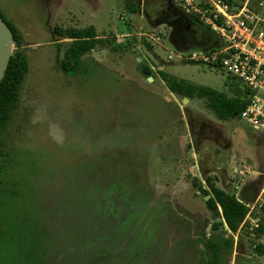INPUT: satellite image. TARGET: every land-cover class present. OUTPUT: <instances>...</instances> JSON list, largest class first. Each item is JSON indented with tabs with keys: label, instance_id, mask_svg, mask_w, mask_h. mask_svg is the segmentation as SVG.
<instances>
[{
	"label": "rangeland",
	"instance_id": "rangeland-1",
	"mask_svg": "<svg viewBox=\"0 0 264 264\" xmlns=\"http://www.w3.org/2000/svg\"><path fill=\"white\" fill-rule=\"evenodd\" d=\"M145 2L133 13L127 0H0L2 18L23 33L29 67L0 134V259L16 242L25 248L29 234L45 264H190L179 254L193 235L229 233L206 204L211 156L234 182L236 167L259 169L264 148L240 115L222 125L207 99L183 104L159 71L229 97L247 88L181 61L173 28L147 18ZM55 26H92L105 42L83 56L77 75L59 69L71 41ZM248 223L228 264H264L254 249L264 235H251Z\"/></svg>",
	"mask_w": 264,
	"mask_h": 264
},
{
	"label": "trees",
	"instance_id": "trees-1",
	"mask_svg": "<svg viewBox=\"0 0 264 264\" xmlns=\"http://www.w3.org/2000/svg\"><path fill=\"white\" fill-rule=\"evenodd\" d=\"M127 1L131 12L136 13L139 11L140 7L136 3L132 0ZM145 1L143 11L147 18L152 19V16H158L156 21L168 23L172 28L176 27V30L182 33L183 38L180 37L182 41L177 42L181 49L208 50L218 46V36L199 17L187 14L171 0H157L155 3L153 0ZM162 11H168L169 18L162 14ZM6 24L11 29L13 44L16 49L13 51L4 78L0 83V134L11 119L21 86L29 72L28 59L22 49L24 45L23 35L14 24L8 22ZM53 32L58 37L67 38L71 41L64 48L63 55L59 61V69L66 75H77L81 70L83 56L91 52L98 44L105 43L102 39H99L97 31L92 26L86 28L55 26ZM58 46L61 48L60 44ZM84 71L86 70L84 69ZM141 71L147 78L152 77L154 73L153 69L147 65H144ZM159 76L166 83L171 93L181 95L183 99H191L193 97L207 99L208 107L221 120L236 118L248 103V89L245 90L243 97H240V95L229 97L227 94L217 92L209 87H201L179 80L165 71H159ZM2 155H4V147L3 139L0 136V165ZM206 185L209 191H206L205 197H210L206 200L207 207L214 215H219L220 211L229 233L225 231L214 238L204 241V246L208 252V260L205 264H228V257L233 254L237 243L234 235L238 234V232L242 233V231L249 233L246 230L249 225L248 222L253 227L252 222L247 219L249 207L239 201L234 194L219 188L214 177H207ZM262 208L264 214V207ZM252 230L255 233L250 234L256 237L264 234V216L260 219L259 227ZM38 241L37 237L30 238L29 234H27L25 248L19 245V242H16L13 252L9 256L6 255L7 257L0 259V264H45V253L39 252L35 246ZM254 249L259 255H264V245L262 243H258Z\"/></svg>",
	"mask_w": 264,
	"mask_h": 264
},
{
	"label": "built area",
	"instance_id": "built-area-1",
	"mask_svg": "<svg viewBox=\"0 0 264 264\" xmlns=\"http://www.w3.org/2000/svg\"><path fill=\"white\" fill-rule=\"evenodd\" d=\"M187 14H192L209 26L218 36L219 44L208 50L184 49L183 62L206 64L223 75L236 78L249 91L248 103L240 116L256 130L264 131V0H171ZM157 41L156 39H154ZM169 62L174 61L169 56ZM237 179L257 177L260 173L248 167L236 168ZM249 207L247 219L253 227L259 220L251 217L255 208L264 207V186Z\"/></svg>",
	"mask_w": 264,
	"mask_h": 264
},
{
	"label": "crops",
	"instance_id": "crops-1",
	"mask_svg": "<svg viewBox=\"0 0 264 264\" xmlns=\"http://www.w3.org/2000/svg\"><path fill=\"white\" fill-rule=\"evenodd\" d=\"M182 102H183V99H182ZM220 121H221L220 124H222V125L226 124V123H223V121L225 122L226 120H223V121L220 120ZM216 124H219V122H216ZM249 130L251 132L250 136L253 138L252 140L256 144V146H258V148H260V147L264 148V131L256 130L253 127H252V129H249ZM209 158H210V154H209ZM258 163H259L260 166H259V169L256 170V171H258L260 173V175L257 176V177L249 176L247 181L244 180V182H242L240 184L237 182V179L234 180V182H233L232 181L233 179L230 177V175H228L227 171H225V169L219 168L216 165V156H211V164L214 165V167H211V172L214 175V178L216 179V185L219 188H221V189H223L224 191L227 192V190H229L230 186H231L232 191H233L232 194H234L239 201H241L243 203H251L252 204V203H254L256 201V199L259 196V193H260L262 187L264 186V157H263V159L261 158V161L259 159ZM236 168L234 169V171L236 170ZM222 173L228 175V178H227L228 180L226 182H224V183H222V182L217 180L219 177H222ZM262 209L263 208H258L257 207V208H255L252 211V214H254V217H252V216L251 217L253 219H255V220H259V223H260L261 217L264 216V214L262 212ZM236 244L238 246V243H236ZM255 254H258V253L255 252Z\"/></svg>",
	"mask_w": 264,
	"mask_h": 264
},
{
	"label": "flooded vegetation",
	"instance_id": "flooded-vegetation-1",
	"mask_svg": "<svg viewBox=\"0 0 264 264\" xmlns=\"http://www.w3.org/2000/svg\"><path fill=\"white\" fill-rule=\"evenodd\" d=\"M162 14H165L166 17L169 18L168 11H162ZM172 36H173V41H175L176 44H177V42L179 43V42L182 41V39H181V38H183L182 37V33H180L179 31H177L176 30V27L173 28ZM181 50H184V49H181ZM212 127H213V125H212ZM50 233H53L52 234L53 238L57 234L54 231H50ZM57 236H58V234H57ZM24 237H25V232L22 234L21 240H23ZM192 239L195 240V241H192L191 244L187 247V249L183 250L179 254L180 255L179 258H181V256H187L188 258H191L189 260V263L190 264H205L206 261L208 260V252H207V250H206V248L204 246V241H206L207 239H210V238L207 237L206 235H204L203 233H200L197 236L196 235L195 236L193 235L192 236ZM47 245H49L48 242H47ZM238 250L241 251V249H238ZM47 251H49L48 247H47L46 251H44V252H47ZM190 255H192L193 259H192V257ZM227 262L229 263L228 260H227Z\"/></svg>",
	"mask_w": 264,
	"mask_h": 264
},
{
	"label": "water",
	"instance_id": "water-1",
	"mask_svg": "<svg viewBox=\"0 0 264 264\" xmlns=\"http://www.w3.org/2000/svg\"><path fill=\"white\" fill-rule=\"evenodd\" d=\"M134 3L137 4L138 7H142L144 0H132ZM176 44L175 41L172 40ZM26 44V43H25ZM13 34L11 29L6 24L5 20L0 16V83L4 78L5 71L8 67L9 61L13 54ZM177 45V44H176ZM27 55V53L25 52ZM149 81H152V78H148ZM189 100L188 98L183 99V103H187ZM210 197L206 196V200Z\"/></svg>",
	"mask_w": 264,
	"mask_h": 264
}]
</instances>
